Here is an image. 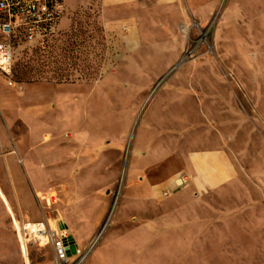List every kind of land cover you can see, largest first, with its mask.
Segmentation results:
<instances>
[{
    "label": "rangeland",
    "instance_id": "374dc122",
    "mask_svg": "<svg viewBox=\"0 0 264 264\" xmlns=\"http://www.w3.org/2000/svg\"><path fill=\"white\" fill-rule=\"evenodd\" d=\"M177 2L175 8L163 0H139L131 6L114 0H65L53 38L17 47L13 85L0 75V146L27 147L42 142L45 131H71V108L34 116V129L27 134L17 119L24 116L3 105L20 100L24 106L25 94L31 102H53L62 83L76 84L77 98L71 102L75 120L86 126L91 115L85 117L83 111L96 109L99 126L105 119L108 124L99 130L125 146L117 184L102 193L111 198L107 215L95 230L88 229L91 220L65 223L62 200L48 205L33 195V204L20 211L12 193L0 186L11 208L9 212L0 198V264H53L50 247L33 244L25 255L14 229L18 221L47 217L63 221L82 251L97 237L81 264H264V8L258 10L256 0H196L195 6L189 0ZM191 7H197L198 17L190 14ZM132 29L139 32L135 47L128 49L123 37ZM183 70H199L201 76L172 79ZM170 80L202 83L205 100L218 105L208 112L247 167L238 179L209 193V212L206 204L185 208L181 202L163 203L169 190L151 202H136L140 209L135 212L129 210L131 201L122 198L138 119ZM135 106L138 113L125 111ZM104 108L109 111L100 115ZM121 202L118 221L112 224ZM145 214L154 219L152 224H143ZM109 235L113 254L105 255Z\"/></svg>",
    "mask_w": 264,
    "mask_h": 264
},
{
    "label": "crops",
    "instance_id": "0c3cea01",
    "mask_svg": "<svg viewBox=\"0 0 264 264\" xmlns=\"http://www.w3.org/2000/svg\"><path fill=\"white\" fill-rule=\"evenodd\" d=\"M114 1L131 6L139 0ZM163 1H167L170 7L178 6V0ZM189 1L195 6L196 0ZM256 1L258 10L263 9L264 0ZM214 3L212 1L211 8ZM244 9L245 6L242 12L245 17ZM190 14L198 17L197 7H191ZM137 32L138 29H132L123 37L126 48L135 47ZM193 76L200 77L201 71H178L172 79H190ZM200 84L192 85L191 80L187 84L170 80L142 111L130 142L122 193V198L131 201V212L140 209L139 206L136 207V202H151L154 198L161 197L165 190H169L170 194L161 198L163 203L181 202L185 208L206 204L209 212V193L224 188L247 170L228 144L217 118H213L208 112L209 107L218 105L215 100H205V92L202 91V83ZM58 86L60 88L54 92L55 99L50 103L31 102V96L25 94L24 106L20 100L3 104L8 108L12 106L18 115L24 116L17 119L25 124L27 134L34 129V116H44L50 111L52 114L63 113L61 109L64 107L71 108L67 115L69 118L72 116L71 120L68 118L72 129L64 134L45 131L41 136L42 142L27 147L15 146L13 149L1 145L0 177L3 180L0 186L4 189L7 187L12 193L20 211H26L25 206L32 203L33 195L52 190L56 193L57 200L63 201L62 215L65 223L72 221L77 224V221L84 223L91 220L88 229L95 230L107 215L111 198L107 195L104 197L102 193L117 184L125 143L117 140L112 133L99 130L100 126L104 128L108 124L104 118L105 125L99 126L102 120L95 119L98 112L96 109L83 111L85 117L91 115L89 121H86L87 127L77 122V115L72 109L74 103L71 104L77 98L74 93L76 84L62 83L56 87ZM139 110L135 106L126 107L125 111L134 114ZM107 111L109 110L104 108L99 112L100 115H106ZM0 142L4 143L1 138ZM45 143L50 144L43 147ZM181 174L188 176L189 183L180 188L174 181ZM116 207L110 218L112 224L117 223L123 202ZM142 209L148 207L144 206ZM152 222L154 219L145 214L143 224L150 225ZM92 234L93 231L88 239ZM112 238L109 235L110 244L105 255L113 254Z\"/></svg>",
    "mask_w": 264,
    "mask_h": 264
},
{
    "label": "built area",
    "instance_id": "2783aa9c",
    "mask_svg": "<svg viewBox=\"0 0 264 264\" xmlns=\"http://www.w3.org/2000/svg\"><path fill=\"white\" fill-rule=\"evenodd\" d=\"M65 0H0V75L13 85L14 57L20 44L43 43L53 38L65 13ZM187 175L178 176V187L189 183ZM46 204H55L57 195L50 190L36 196ZM18 241L25 255L35 244L50 247L53 264H81L87 252L92 249L96 239L82 251L65 223L51 218L25 224L18 221L14 227Z\"/></svg>",
    "mask_w": 264,
    "mask_h": 264
},
{
    "label": "bare ground",
    "instance_id": "6f19581e",
    "mask_svg": "<svg viewBox=\"0 0 264 264\" xmlns=\"http://www.w3.org/2000/svg\"><path fill=\"white\" fill-rule=\"evenodd\" d=\"M2 100H4V97L2 98ZM0 198H2L5 202H6V205H7V209L9 210V212H11V208H10V205L8 204V201H6L5 199V196L2 192V189L0 187ZM13 216V214H11ZM14 217V216H13ZM16 221L15 217H14V222ZM26 261V264H29V260H24Z\"/></svg>",
    "mask_w": 264,
    "mask_h": 264
},
{
    "label": "trees",
    "instance_id": "16d2710c",
    "mask_svg": "<svg viewBox=\"0 0 264 264\" xmlns=\"http://www.w3.org/2000/svg\"><path fill=\"white\" fill-rule=\"evenodd\" d=\"M14 70V69H13Z\"/></svg>",
    "mask_w": 264,
    "mask_h": 264
}]
</instances>
